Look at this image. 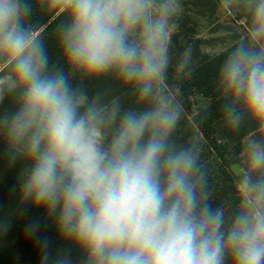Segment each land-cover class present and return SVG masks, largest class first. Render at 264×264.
Masks as SVG:
<instances>
[{"label":"clouds","instance_id":"1","mask_svg":"<svg viewBox=\"0 0 264 264\" xmlns=\"http://www.w3.org/2000/svg\"><path fill=\"white\" fill-rule=\"evenodd\" d=\"M220 3L245 18L215 76L222 120L253 126L227 203L200 144L176 137L169 72L193 71L191 48L173 54L181 0H0V156L67 245L45 242L40 264H264V0ZM104 78L126 95L91 93Z\"/></svg>","mask_w":264,"mask_h":264},{"label":"rangeland","instance_id":"2","mask_svg":"<svg viewBox=\"0 0 264 264\" xmlns=\"http://www.w3.org/2000/svg\"><path fill=\"white\" fill-rule=\"evenodd\" d=\"M182 14L179 31L173 39V54L178 56L191 48L193 71L183 74L188 95L178 85L169 86L170 92L183 105V118L176 137L182 143L197 141L202 147L203 160L209 170L214 198L217 203H227L225 174L232 177V167L240 155L244 139L252 131V125L239 132L225 126L220 111V101L215 90V76L223 53L239 38L245 18L225 11L220 0H181ZM44 28L41 29L43 31ZM58 58V57H54ZM174 74L175 70H171ZM89 91H103L109 98L126 95L121 85L111 78L92 81ZM204 129L211 132L217 147L212 148L204 136ZM23 165H9L0 156V264H40L41 247L45 242L53 253L67 247L56 233L52 219L44 209L33 208L20 202V173ZM233 181V180H232ZM233 184V182H232ZM37 223L38 231L31 234L28 225ZM6 229V230H3Z\"/></svg>","mask_w":264,"mask_h":264},{"label":"trees","instance_id":"3","mask_svg":"<svg viewBox=\"0 0 264 264\" xmlns=\"http://www.w3.org/2000/svg\"><path fill=\"white\" fill-rule=\"evenodd\" d=\"M33 20L37 24L40 23L42 24L41 29L44 28L42 32L46 33L50 51L52 52L53 57H58L59 53L56 49L55 37L52 34V29H51L52 19L46 17L40 10L37 9L35 16L33 17ZM186 84L187 82L183 74H174L172 71L169 72L168 85L169 86L178 85V87L185 94V96L188 95V88ZM204 136L208 140L211 147L215 149V147H217V142L213 139L211 132L207 129H204ZM225 175H226L225 176L226 196L230 195L229 196L230 199L233 192V184H232L233 181H232V177L228 173H226ZM0 249H1V230H0Z\"/></svg>","mask_w":264,"mask_h":264}]
</instances>
